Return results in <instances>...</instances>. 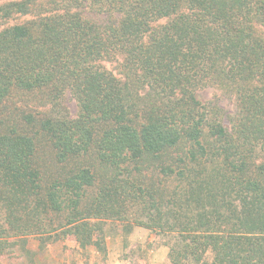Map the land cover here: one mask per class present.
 I'll use <instances>...</instances> for the list:
<instances>
[{
  "label": "trees",
  "instance_id": "16d2710c",
  "mask_svg": "<svg viewBox=\"0 0 264 264\" xmlns=\"http://www.w3.org/2000/svg\"><path fill=\"white\" fill-rule=\"evenodd\" d=\"M21 17L0 29V264L136 227L170 264H264V0L0 4Z\"/></svg>",
  "mask_w": 264,
  "mask_h": 264
},
{
  "label": "rangeland",
  "instance_id": "374dc122",
  "mask_svg": "<svg viewBox=\"0 0 264 264\" xmlns=\"http://www.w3.org/2000/svg\"><path fill=\"white\" fill-rule=\"evenodd\" d=\"M6 1L14 0H0V4ZM87 16L94 17L91 14ZM25 19L26 17L16 18L8 23L0 21V29L6 25L23 22ZM106 67L113 68L110 64ZM197 97L203 103L216 102L226 115L234 111L233 101L221 95L213 87L198 89ZM63 103L69 115L76 117L78 106L74 98L67 94ZM225 124H229L227 119ZM113 233L107 237V252L101 255L92 249L80 250L72 237L64 241L46 243L41 248L39 240L32 236L28 243L29 250L34 253L32 256H26L20 249H15L13 255H6L2 258V264H170L168 249L162 246L160 239L152 232L136 227L129 234L123 233L120 229Z\"/></svg>",
  "mask_w": 264,
  "mask_h": 264
}]
</instances>
